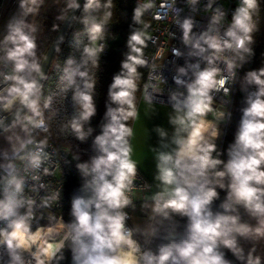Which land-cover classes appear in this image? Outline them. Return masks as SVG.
Returning a JSON list of instances; mask_svg holds the SVG:
<instances>
[{
  "label": "clouds",
  "instance_id": "1",
  "mask_svg": "<svg viewBox=\"0 0 264 264\" xmlns=\"http://www.w3.org/2000/svg\"><path fill=\"white\" fill-rule=\"evenodd\" d=\"M131 3L129 13L121 0H17L4 22L0 264H264V53L245 67L264 0ZM122 23L97 132L102 57ZM234 88L242 103L225 147ZM158 106L168 127L144 141L148 181L138 124ZM68 164L78 183L66 220L65 181L50 178Z\"/></svg>",
  "mask_w": 264,
  "mask_h": 264
},
{
  "label": "trees",
  "instance_id": "2",
  "mask_svg": "<svg viewBox=\"0 0 264 264\" xmlns=\"http://www.w3.org/2000/svg\"><path fill=\"white\" fill-rule=\"evenodd\" d=\"M122 8H126L129 13L131 12L132 3L131 0H121ZM113 31L119 34V39L116 40L111 44L110 50L106 51L104 56L102 57V70L99 73L100 76V83L98 85V115L93 118V126L96 127V131L98 132V123L100 122L102 115L104 113L105 109V100H106V93H107V87L108 84L111 81V76L114 72H116L119 68V61L121 60V53L124 51V44L126 39V34L128 31L126 24H119L116 25L113 28ZM56 33H51L49 36L42 38L41 40V46L42 49L47 50L49 45L51 44L54 36ZM66 40L71 39V32L66 30L65 32ZM64 54H67L68 47L67 44L62 45ZM255 51H256V58L255 61L249 65H246V68H255L260 65L261 62V53H264V35L257 37V43L255 45ZM55 59V53L53 54L52 61ZM50 63V66H51ZM49 66V68H50ZM243 73L241 72L240 75ZM242 103V94L239 93L238 88L234 89V94L232 98V104H231V110L234 113V120L233 124L229 126L227 130V134L224 138V146L226 147L227 142H230L234 136V130H235V120L238 118L239 115V106ZM83 147L87 148L88 145H84ZM64 169L66 171V176H63V179L65 181V192L64 195L67 197L69 195V190L72 188L73 190L76 188L78 183V174L74 167L70 164L64 165ZM223 195V194H222ZM69 218V215H68Z\"/></svg>",
  "mask_w": 264,
  "mask_h": 264
},
{
  "label": "crops",
  "instance_id": "3",
  "mask_svg": "<svg viewBox=\"0 0 264 264\" xmlns=\"http://www.w3.org/2000/svg\"><path fill=\"white\" fill-rule=\"evenodd\" d=\"M167 109L159 108L158 106V114L151 116V118L145 117L143 121L138 124V131L140 136V144L138 148V158L142 157L143 159V174L144 176L151 181L152 174L155 168V162L152 158V154L144 149V141H146L150 145H156L157 135L152 131L154 125H163L168 127L167 125Z\"/></svg>",
  "mask_w": 264,
  "mask_h": 264
},
{
  "label": "built area",
  "instance_id": "4",
  "mask_svg": "<svg viewBox=\"0 0 264 264\" xmlns=\"http://www.w3.org/2000/svg\"><path fill=\"white\" fill-rule=\"evenodd\" d=\"M218 2H223V3L225 4V6L227 7V6H228V3H229V0H218ZM15 3L17 4V0H0V22L2 21L4 14H5L6 11L10 8V6H11V11H10L11 14H10V16H11L14 12H16L17 7H14V8L12 7V5H15ZM230 10H231V9H230ZM10 16H9V17H10ZM3 31H4V29L2 28V29L0 30V38H2ZM178 63L182 66L183 61H182V60H181V61H178ZM234 89H235V88H234ZM234 89H233V94H234ZM232 98H233V96H232ZM231 104H232V103H231ZM230 107H231V105H230ZM61 172L63 173V176H66V171H65V169H64V165L61 166ZM143 175H144V174H143ZM63 176H62V177H60V176H53V177H51L50 179L52 180L53 183H56L58 179H63ZM144 178H145L146 180H148L145 176H144ZM63 180H64V179H63ZM148 181H149V180H148ZM73 191H74V190L71 188V189L69 190V195H68L67 197L64 195L63 211H64V215H65V219H66V220L68 219L69 208H70L69 197H70V195L72 194Z\"/></svg>",
  "mask_w": 264,
  "mask_h": 264
},
{
  "label": "water",
  "instance_id": "5",
  "mask_svg": "<svg viewBox=\"0 0 264 264\" xmlns=\"http://www.w3.org/2000/svg\"><path fill=\"white\" fill-rule=\"evenodd\" d=\"M65 32H66V30L63 32V34H65ZM58 37H59V34L56 33V35L54 36V38H53L51 44L58 43V42H59ZM51 44H50V45H51ZM50 45H49V46H50ZM47 50H49V55H48V61H47L46 64H45V68H46V70L49 68L50 63H51V60H52V57H53V54H54V51L51 50L49 47H48Z\"/></svg>",
  "mask_w": 264,
  "mask_h": 264
},
{
  "label": "rangeland",
  "instance_id": "6",
  "mask_svg": "<svg viewBox=\"0 0 264 264\" xmlns=\"http://www.w3.org/2000/svg\"><path fill=\"white\" fill-rule=\"evenodd\" d=\"M12 7H17V4L15 3V5H12ZM11 6L10 8L6 11V13L3 16L2 21L0 22V30L3 28L4 22L9 18L10 14H11Z\"/></svg>",
  "mask_w": 264,
  "mask_h": 264
}]
</instances>
